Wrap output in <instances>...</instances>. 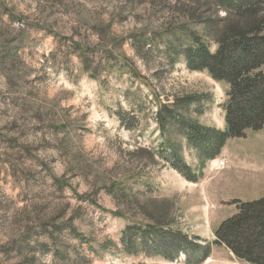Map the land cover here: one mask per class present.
Instances as JSON below:
<instances>
[{"label":"rangeland","instance_id":"obj_1","mask_svg":"<svg viewBox=\"0 0 264 264\" xmlns=\"http://www.w3.org/2000/svg\"><path fill=\"white\" fill-rule=\"evenodd\" d=\"M241 15L213 0H0V264H187L150 242L128 254L124 228L208 243L238 202L264 196V127L202 160L156 123L160 104L206 93L199 122L224 130L227 85L177 47L206 24L264 18ZM166 141L195 181L172 167ZM210 250L195 264H245Z\"/></svg>","mask_w":264,"mask_h":264},{"label":"trees","instance_id":"obj_2","mask_svg":"<svg viewBox=\"0 0 264 264\" xmlns=\"http://www.w3.org/2000/svg\"><path fill=\"white\" fill-rule=\"evenodd\" d=\"M213 3L228 18L233 14L241 17L243 12L249 11L264 16V0H213ZM263 27L264 18L260 21L206 24V36L188 33L187 40L177 47L178 55L184 57L189 69L205 70L213 80L227 85L226 99L221 104L225 128L219 131L213 126L201 124L199 116L203 114L202 108L212 98L206 93L191 94L175 97L170 105L158 106L156 123L162 129V135L175 127L182 140L198 150L199 158L211 160L219 155L226 140L263 129ZM208 38L216 45L214 51L209 47ZM174 51H177L176 47ZM81 55L84 68L89 71L87 56L84 52ZM90 75L95 77L93 73ZM166 142L169 143L167 158L172 161V167L185 173L187 180L195 181L197 174L180 155L177 144ZM238 203L235 211L223 218L214 229L215 238L211 242L204 243L197 235L190 237L179 231L163 230L162 227H140L130 223L121 235L123 251L131 255L136 253L138 241L150 242L156 249V255L172 261L182 252L185 263L195 264L208 257L213 244L224 246L236 260L245 264H264V196ZM184 245L187 247L184 248Z\"/></svg>","mask_w":264,"mask_h":264},{"label":"built area","instance_id":"obj_3","mask_svg":"<svg viewBox=\"0 0 264 264\" xmlns=\"http://www.w3.org/2000/svg\"><path fill=\"white\" fill-rule=\"evenodd\" d=\"M224 163V161L223 162H221V164H223Z\"/></svg>","mask_w":264,"mask_h":264},{"label":"bare ground","instance_id":"obj_4","mask_svg":"<svg viewBox=\"0 0 264 264\" xmlns=\"http://www.w3.org/2000/svg\"><path fill=\"white\" fill-rule=\"evenodd\" d=\"M216 165H219V163H217Z\"/></svg>","mask_w":264,"mask_h":264}]
</instances>
